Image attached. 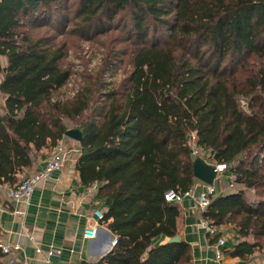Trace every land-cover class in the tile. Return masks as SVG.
<instances>
[{
    "label": "trees",
    "instance_id": "trees-1",
    "mask_svg": "<svg viewBox=\"0 0 264 264\" xmlns=\"http://www.w3.org/2000/svg\"><path fill=\"white\" fill-rule=\"evenodd\" d=\"M46 25L85 41L119 31L126 48L109 50L71 99L52 100L70 73L64 46L33 34ZM0 56V186L25 179L71 130L65 121L75 123L76 169L83 186L100 184L96 200L116 239L96 264H192L188 244H153L176 235L179 213L164 194L198 182L191 134L241 186L215 195L203 218L233 227L231 258L247 262L262 249L264 197L250 201L247 191H264V0H0ZM120 56L130 72L105 82Z\"/></svg>",
    "mask_w": 264,
    "mask_h": 264
},
{
    "label": "crops",
    "instance_id": "crops-1",
    "mask_svg": "<svg viewBox=\"0 0 264 264\" xmlns=\"http://www.w3.org/2000/svg\"><path fill=\"white\" fill-rule=\"evenodd\" d=\"M50 153L49 150H42L33 168L26 172L27 175L39 171ZM79 156L78 145L69 154L64 168L39 182L27 202L7 200L0 187V240L11 248H17L10 255H2V264H93L111 251L114 235L107 229L106 223L98 222L94 239L83 236L86 228L95 225L93 211L103 210L106 213V210L96 200L100 184L93 183L89 187L82 185L76 169ZM18 177L19 180L23 179L20 175ZM231 183L230 173L214 180L216 195L225 194L223 191L230 189ZM173 205L179 213L176 235L179 242L189 245L192 264H253L240 262L228 255L227 252L238 241L235 231L228 226L217 227L221 234L229 236L222 249V258L217 260L216 239L209 240L206 232L197 225V216L190 208L191 200L185 198ZM168 240L160 238L153 244L169 243ZM50 250L58 251L59 255H50Z\"/></svg>",
    "mask_w": 264,
    "mask_h": 264
},
{
    "label": "rangeland",
    "instance_id": "rangeland-1",
    "mask_svg": "<svg viewBox=\"0 0 264 264\" xmlns=\"http://www.w3.org/2000/svg\"><path fill=\"white\" fill-rule=\"evenodd\" d=\"M62 8L64 7L62 6ZM60 13L65 12L63 10H60ZM50 22L51 24L57 23V17H53ZM33 34L39 35L42 38L50 39V41L53 42L54 45L64 46V55L60 64L65 69L69 70L70 78L63 87L53 92L51 96L52 100L65 101L71 99L74 94L85 84V77H95L101 65L104 63L105 58L108 57L109 50H125L126 48V45L121 41V37L118 36L120 34L119 31H115L112 29L104 36L93 37L91 41H85L82 39H78L77 37H70L66 34L60 35L57 30H54L53 28L50 29L49 25L37 29L35 32H33ZM118 58L120 61H117V59L111 61L112 65L109 66V69L104 75L105 82L118 85L126 78L128 73L130 72V66L127 62L126 57L120 56ZM6 65V58L0 56V66L2 68H5ZM253 65H255V63ZM241 102L243 103L240 105L241 108L246 111L247 102L243 99L241 100ZM3 111L4 99L0 95V114H2ZM65 122L69 129H74L75 123L73 124L67 121ZM65 142L69 147L77 149L78 143H76L75 141H72L65 137ZM240 188V185H234L231 183L230 189H227L223 192L227 194L228 192L234 190L238 191ZM247 196L250 201L257 202L259 198L264 197V191L250 190L247 191ZM229 235L231 234L229 233ZM248 262H251L253 264H264V246L262 247V249H260V251L255 252L250 260H248Z\"/></svg>",
    "mask_w": 264,
    "mask_h": 264
},
{
    "label": "built area",
    "instance_id": "built-area-1",
    "mask_svg": "<svg viewBox=\"0 0 264 264\" xmlns=\"http://www.w3.org/2000/svg\"><path fill=\"white\" fill-rule=\"evenodd\" d=\"M243 104L240 101V105ZM194 134H191L190 139L188 141V145L191 148V157L194 159H201L206 164L213 167L216 177L215 180L220 178L223 174L227 172V166L223 163H219L215 161L208 153L202 152L199 148H197L194 144ZM75 148L69 147L65 142V138L60 140L57 143V146L51 151L48 157L44 161V166L39 170L30 175H28L25 179H22L17 185L10 186L8 184L0 186L2 187L5 198L9 201L15 202H27L31 194L35 188V186L52 176V174L56 172H60L66 162L68 161L69 154L74 152ZM234 176L231 175V180L233 181ZM200 190L199 193H196ZM216 188L211 185L208 186L201 182L195 183L191 188L183 193L177 191H167L163 198L166 203H180L185 198L190 199L192 202V206L190 207L194 214H196L198 223L197 225L202 228L209 240L216 239L215 245V258L220 260L222 258V249L225 246V243L228 240V235L221 234L219 232V228L212 225V223L203 218V215L206 213L207 208L211 202V200L216 195ZM93 215L95 217V225L92 228H86L83 232L84 238L94 239L97 234L98 222L104 223V215L105 211L103 210H94ZM116 244V239L112 241V247ZM17 248H11L3 241L0 240V254L1 255H10L12 251L16 252ZM50 255H59V252L56 250H50ZM18 264H26L25 262H20ZM96 264V263H93Z\"/></svg>",
    "mask_w": 264,
    "mask_h": 264
},
{
    "label": "water",
    "instance_id": "water-1",
    "mask_svg": "<svg viewBox=\"0 0 264 264\" xmlns=\"http://www.w3.org/2000/svg\"><path fill=\"white\" fill-rule=\"evenodd\" d=\"M65 137L73 140L77 143H81L82 141V135L79 130L77 129H71L65 132ZM192 171H193V177L208 186L213 185V182L216 177V173L212 166L206 164L203 162V160L197 158L193 160L192 164ZM169 243H177L179 242V236L175 235L173 238H170L168 240Z\"/></svg>",
    "mask_w": 264,
    "mask_h": 264
}]
</instances>
